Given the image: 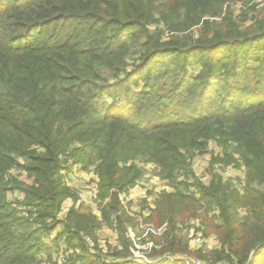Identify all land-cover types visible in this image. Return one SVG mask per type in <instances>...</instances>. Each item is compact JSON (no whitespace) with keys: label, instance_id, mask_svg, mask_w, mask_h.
I'll use <instances>...</instances> for the list:
<instances>
[{"label":"trees","instance_id":"16d2710c","mask_svg":"<svg viewBox=\"0 0 264 264\" xmlns=\"http://www.w3.org/2000/svg\"><path fill=\"white\" fill-rule=\"evenodd\" d=\"M229 1L0 0V264H41L53 252L43 238L59 225L57 240L80 250L68 264H145L131 258L128 226L139 219L122 198L142 176L136 161L155 163L175 182L176 171L189 172V152L211 140L227 162L236 160L228 152L236 144L248 169L245 194L220 178L200 198L161 196L150 220L168 228L154 252L191 253L178 220L179 205L193 200L205 212L219 210L211 226L222 244L208 264H264V192L253 186L264 185V17L246 30L232 16L216 28L206 21L198 40H165V30L200 25ZM165 78L172 83L164 91L180 93L172 104L165 94L155 100ZM140 81L144 89L133 91ZM191 99L192 112L173 118L181 114L174 102ZM76 164L95 168L101 217L81 206L59 218L64 200L78 198L64 174ZM17 190L25 198L9 201ZM104 224L119 234L115 260L100 247Z\"/></svg>","mask_w":264,"mask_h":264},{"label":"rangeland","instance_id":"374dc122","mask_svg":"<svg viewBox=\"0 0 264 264\" xmlns=\"http://www.w3.org/2000/svg\"><path fill=\"white\" fill-rule=\"evenodd\" d=\"M228 16H232L233 20L243 30H246L254 25L257 20L264 17V0L229 1L222 6L216 17L208 15L202 20L200 25L179 32H169L168 30H165V40L169 41L173 37L188 40L189 42L198 40L201 37L206 36L204 35L205 31H207V26L204 27L206 21L213 23L216 28V23L222 24L223 19ZM211 34H213V31ZM133 59L134 58L130 59L131 63L134 62ZM131 69L132 68L130 67V70ZM191 70L193 74H198L202 69L199 65L195 64L191 67ZM154 80H158V78H154ZM231 81L233 82V80ZM159 82L162 89L160 95H157L155 100L165 94V96H167L166 102L172 104L173 98H178L176 97L177 94H179L180 97V93L174 89L171 91H164L167 85H171L172 83L170 78L160 79ZM144 87V83L140 81L139 87L133 86V91L143 90ZM193 102L194 100L192 101V99L186 102L175 101L174 104L177 106V110H179L181 114L174 115L173 118H183L184 116L190 114L192 112ZM235 148L236 144L231 142V148L228 149V152L232 154L236 160L230 162L223 160L226 155L225 151L214 140L209 141L206 150H191L189 152V172L186 173L183 171H176L177 181L175 182H171L160 177L159 173L161 169L155 163L136 161V164L142 171V176L137 181L135 187L139 186V188L146 189V193L153 197L151 201L142 198L139 199L137 203H133L132 201L127 203V206L131 209V217L135 220L139 219L137 225L130 224L128 226L130 229L127 232V237L132 243L129 249L132 259L144 262L145 264H161L166 262L167 256H174L172 254H165L166 256L161 257L159 254H155L154 252L160 251L165 245V239L163 238L164 233L156 235L150 230L153 228H159L156 226L157 223L151 221L150 219L152 217V211L156 209V204L161 199V196H164L165 194L172 195L179 191L186 197L193 196L194 198L196 196L195 198H198L203 187L210 186L211 183L217 182L220 178L225 186L238 191L240 194H245V187L246 184H248V169L244 165L240 155L235 152ZM130 164L131 162L128 165ZM178 182L184 183L185 185L179 186ZM253 186L259 191L264 192L263 184L259 185L258 183H255ZM179 207L183 208L185 212L181 214L178 222L179 224L185 225L187 228L186 230L180 229L179 237L183 240V243H186L189 246L191 253L176 254L178 261H175L174 263L179 262L183 264L182 261L184 259H191L200 264H208V262L212 260V253L220 249L222 244L218 235L215 233L214 228L211 226L214 222L220 223L219 218H214L215 214H219V210L217 211L216 209V211L205 212L204 209L199 207L195 202H193V200L189 202L185 201L180 204ZM147 209L150 210L149 214L144 215L143 211ZM239 211H241L243 215L248 214L247 209L243 206H240ZM114 222L116 225L117 221L114 220ZM195 233H200L202 235V242L200 244H197L193 240L192 234ZM100 240L103 241L102 243L100 241V247L103 249L104 253L110 256V260H115L113 255L114 253L112 252H114V250L117 251L121 249L119 238L115 241V238H113L110 234H105ZM110 241H112V243ZM116 243L117 245H114ZM58 259L59 258L51 260V263H45L60 264V259ZM68 259L69 256L66 258L65 264H68ZM159 260L163 261L159 262Z\"/></svg>","mask_w":264,"mask_h":264},{"label":"crops","instance_id":"0c3cea01","mask_svg":"<svg viewBox=\"0 0 264 264\" xmlns=\"http://www.w3.org/2000/svg\"><path fill=\"white\" fill-rule=\"evenodd\" d=\"M64 174H65V183L71 189L77 192L78 198L75 199L74 196H72V197H67L64 200L61 211L59 213V218L61 220L65 219L72 208L78 209L81 206L90 208L93 214H95L98 217H101V206L99 205V201H98L99 177L95 172V168L91 167L88 170H86L82 167V165L76 164L71 171L65 172ZM19 179L27 184L34 183V179L28 177L26 173L22 174ZM145 190L146 189L144 188H139V186L131 188L129 191L122 194L124 203L127 204L128 202L131 201L133 203H137V201L142 198L151 201L153 196L151 197L150 195H148ZM24 198H25V194H23L18 190L9 192L8 194V199L9 201L12 202L15 200H23ZM149 211H150L149 209L143 211L144 215H148ZM129 229L130 228L128 227V230ZM61 230L62 227L59 225L53 232L47 234L43 238L45 244L53 248V252L50 258L47 255L41 256V261H42L41 264L51 263V260H56L57 258L60 259L61 256L63 255H67L68 257L75 250L79 251L78 249L74 250L70 248L64 239L57 240V235ZM105 234L106 235L110 234L113 238H115V241L118 240L119 238V234L114 227L104 224L102 228L97 231L99 243L100 241L101 243L103 242L100 239L101 237H104ZM110 242L112 243V241ZM114 245H117V243Z\"/></svg>","mask_w":264,"mask_h":264},{"label":"built area","instance_id":"2783aa9c","mask_svg":"<svg viewBox=\"0 0 264 264\" xmlns=\"http://www.w3.org/2000/svg\"><path fill=\"white\" fill-rule=\"evenodd\" d=\"M25 172L23 170H14L13 171V174L15 176H17L18 178H20V176L22 174H24ZM179 226V229H182V230H186V226L185 225H182V224H178ZM168 228V223H164L162 226H160L159 228H153V229H150L152 233L156 234V235H161L163 234ZM192 237H193V240L197 243V244H200L202 242V235L200 233H195V234H192ZM86 240L87 242L89 243L90 246H94L95 245V242L94 240L90 237V236H86ZM66 258H67V255H63L61 256L60 258V264H65L66 262ZM166 259H171L172 261H178L177 258H172L171 256H167ZM62 261V263H61ZM163 260H159V262H161ZM158 262V263H159ZM183 263L185 264H200V263H197L195 262L194 260H191V259H184L182 261Z\"/></svg>","mask_w":264,"mask_h":264}]
</instances>
